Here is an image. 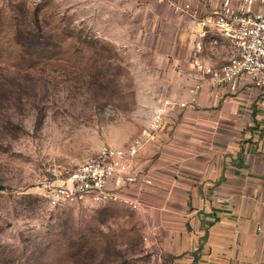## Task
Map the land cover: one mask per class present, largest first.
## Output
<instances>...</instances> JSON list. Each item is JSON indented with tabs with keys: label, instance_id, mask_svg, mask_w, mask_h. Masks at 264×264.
Returning a JSON list of instances; mask_svg holds the SVG:
<instances>
[{
	"label": "rangeland",
	"instance_id": "rangeland-1",
	"mask_svg": "<svg viewBox=\"0 0 264 264\" xmlns=\"http://www.w3.org/2000/svg\"><path fill=\"white\" fill-rule=\"evenodd\" d=\"M129 4L0 0V264H170L145 241L140 210L47 199L51 167L126 148L151 122Z\"/></svg>",
	"mask_w": 264,
	"mask_h": 264
},
{
	"label": "crops",
	"instance_id": "crops-1",
	"mask_svg": "<svg viewBox=\"0 0 264 264\" xmlns=\"http://www.w3.org/2000/svg\"><path fill=\"white\" fill-rule=\"evenodd\" d=\"M128 1L146 45L152 117L162 93L175 104L189 101V90L208 81L194 61L220 67L231 45L177 10L199 0ZM261 100L253 88L216 98L205 84L196 104L173 106L161 131L144 139L134 170L153 184L128 194L142 204L147 242L170 264H264Z\"/></svg>",
	"mask_w": 264,
	"mask_h": 264
},
{
	"label": "built area",
	"instance_id": "built-area-1",
	"mask_svg": "<svg viewBox=\"0 0 264 264\" xmlns=\"http://www.w3.org/2000/svg\"><path fill=\"white\" fill-rule=\"evenodd\" d=\"M199 1L197 7L186 3L177 10L203 33L214 31L227 39L231 45L229 60L216 68L194 61L208 81L196 83L189 90L190 99L187 102L175 104L165 93L160 94L158 109L152 116L149 130L130 146H104L75 169L51 167L52 181L47 192L51 208L90 201L116 203L139 210L142 204L128 193L135 185L153 184L151 179L139 177L134 170V160L144 145V139L154 138L161 131L173 106L179 105L184 109L196 104L205 84L216 98L238 95L248 88L256 89L262 96L259 105L264 108V0ZM145 241L148 239L145 238Z\"/></svg>",
	"mask_w": 264,
	"mask_h": 264
},
{
	"label": "water",
	"instance_id": "water-1",
	"mask_svg": "<svg viewBox=\"0 0 264 264\" xmlns=\"http://www.w3.org/2000/svg\"><path fill=\"white\" fill-rule=\"evenodd\" d=\"M3 189V186H0V190H2Z\"/></svg>",
	"mask_w": 264,
	"mask_h": 264
}]
</instances>
